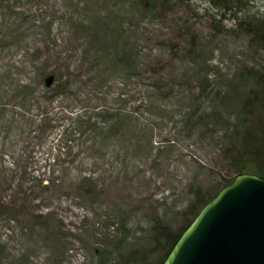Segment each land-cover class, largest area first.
I'll list each match as a JSON object with an SVG mask.
<instances>
[{
    "label": "rangeland",
    "instance_id": "374dc122",
    "mask_svg": "<svg viewBox=\"0 0 264 264\" xmlns=\"http://www.w3.org/2000/svg\"><path fill=\"white\" fill-rule=\"evenodd\" d=\"M263 15L264 0H0V264L47 243L31 199L75 208V190L86 216L48 243L56 260L76 244L88 264H161L247 164L264 174V44L242 24ZM81 176L124 179L138 205L97 206Z\"/></svg>",
    "mask_w": 264,
    "mask_h": 264
},
{
    "label": "water",
    "instance_id": "95a60500",
    "mask_svg": "<svg viewBox=\"0 0 264 264\" xmlns=\"http://www.w3.org/2000/svg\"><path fill=\"white\" fill-rule=\"evenodd\" d=\"M163 264H264V178L236 176L200 210Z\"/></svg>",
    "mask_w": 264,
    "mask_h": 264
},
{
    "label": "bare ground",
    "instance_id": "6f19581e",
    "mask_svg": "<svg viewBox=\"0 0 264 264\" xmlns=\"http://www.w3.org/2000/svg\"><path fill=\"white\" fill-rule=\"evenodd\" d=\"M259 19H262V22H264V15L257 19L249 17L248 19H245L244 22H242V24L255 27L256 23H258L256 21H259ZM260 25L262 26V28H264V23H261ZM86 168H90V167H86ZM92 177L93 176H89V177L81 176L80 179L81 180L90 179V181L92 182V187L94 186L95 189H97L96 192H100L104 190L105 193L102 194V196L92 195L93 199L96 201L97 206H103L105 205L106 202H109L108 205H124V204H129L131 206L138 205L139 194L135 191L134 187L131 191L127 192L124 187V183H125L124 179L118 182H114V180L112 179L103 182L101 178L98 177L92 178ZM108 178H112V177H108ZM144 196H145V209L147 212H149L150 207L152 206V202H151L152 188H151V181L149 176L147 177L146 180V188L144 191ZM41 197L42 196H40L39 200H35L34 202H32L31 199L30 203L32 207H35L36 215L43 218L46 222H48V225L42 228L41 233L37 232L42 236L44 235H46V237L48 236L47 243L44 244L38 241L34 249L27 246L25 249L20 251L15 257H19L20 259L24 260L26 264H55V263L57 264L58 262L60 263V261L62 262L60 264H88L87 263L88 258L86 256L79 257L81 253L79 245L74 244L73 253L71 254L67 253L65 260L64 259L56 260L55 258L56 255L54 253L53 247H49L51 249L48 248V243L53 242L54 240L55 241L58 240L61 233L68 231L69 225L76 224L79 221V217L86 216V212L78 206L79 203L84 202L85 200L84 194L82 192L80 193L78 190H75L74 192L71 193V195H69L70 201L77 205V207L75 208H73V206H71L70 203L67 201H65L66 203L56 201L45 204L46 200L45 199L42 200ZM42 206H47V207L49 206V208L45 210H40ZM70 214H72L74 217L70 218ZM62 216H65V218H63ZM30 253H32V255H37V258L32 260L30 258ZM39 255H41V257H38ZM70 255H76L73 257L74 260L71 259L72 262L69 261Z\"/></svg>",
    "mask_w": 264,
    "mask_h": 264
},
{
    "label": "trees",
    "instance_id": "16d2710c",
    "mask_svg": "<svg viewBox=\"0 0 264 264\" xmlns=\"http://www.w3.org/2000/svg\"><path fill=\"white\" fill-rule=\"evenodd\" d=\"M256 22H258V23H256V26L255 27H251L250 26V29L255 33V35L257 36L258 39H260L261 41L264 42V28H262V26L260 25L261 23H264V22H262V19H259V21H256ZM260 151L261 152L262 151L264 152V147H262V149ZM250 163L251 164H247L244 167V170L243 171L238 172V174L247 172V173L259 174L261 176H264V174L262 172V168L259 166L258 163L254 162V161H251ZM175 242H176V240L174 241V243Z\"/></svg>",
    "mask_w": 264,
    "mask_h": 264
}]
</instances>
